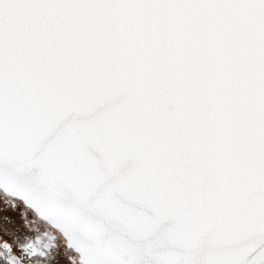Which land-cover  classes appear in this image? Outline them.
<instances>
[{
	"label": "snow or ice",
	"instance_id": "6c2138e0",
	"mask_svg": "<svg viewBox=\"0 0 264 264\" xmlns=\"http://www.w3.org/2000/svg\"><path fill=\"white\" fill-rule=\"evenodd\" d=\"M0 264H264V0H0Z\"/></svg>",
	"mask_w": 264,
	"mask_h": 264
}]
</instances>
